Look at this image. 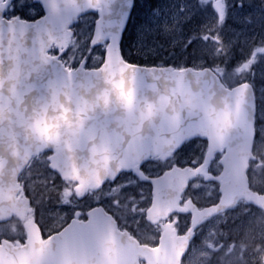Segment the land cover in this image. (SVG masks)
<instances>
[{"label": "water", "instance_id": "95a60500", "mask_svg": "<svg viewBox=\"0 0 264 264\" xmlns=\"http://www.w3.org/2000/svg\"><path fill=\"white\" fill-rule=\"evenodd\" d=\"M34 1L44 15L26 22L1 19L7 3L0 0V222L26 210L27 199L16 197L17 179L45 151L52 152L49 169L78 181L80 189L133 171L152 184L147 218L167 205L166 217L195 170L175 167L147 178L139 165L150 156L167 157L196 136L208 142L206 161L225 152L219 201L199 211L192 228L239 199L264 209V195L249 189L247 176L255 136L249 83L227 87L209 68L127 63L120 43L133 0ZM89 12L97 13L90 45L109 38L103 62L96 69H68L47 52L66 48L69 27ZM25 227L24 245L1 240L0 264H180L192 234L177 236L167 223L155 247L141 245L101 207L46 241L34 223Z\"/></svg>", "mask_w": 264, "mask_h": 264}, {"label": "rangeland", "instance_id": "374dc122", "mask_svg": "<svg viewBox=\"0 0 264 264\" xmlns=\"http://www.w3.org/2000/svg\"><path fill=\"white\" fill-rule=\"evenodd\" d=\"M28 1L23 0L24 7H21V0H14L12 15L33 16L37 11L27 6ZM76 31L82 37L79 40L84 42L72 44L64 56L65 62L76 66L85 58L86 66H98L106 42L90 49L91 25L79 24ZM125 51L139 65L210 68L224 81H233L237 75L240 81L247 77L258 81L255 88L259 108L255 117L259 122L255 124L254 144L257 160L250 168V179L254 186L264 188V0H153V3L147 0L134 14ZM41 182L40 177L34 181L38 192L42 190ZM110 191L108 197L112 203L136 201L126 214V224L129 228H138L135 224L144 227L139 228L140 237L152 238V231L162 229L161 224L146 228L143 211L136 206L138 201L142 205L146 203L148 186L124 178V182L118 181ZM102 193L98 194L99 199ZM211 197L207 195L208 199ZM12 223L0 225V238L18 235L20 226ZM203 238L205 241L200 242L199 250L194 253L193 249L184 264H245V245L264 240V213L239 202L237 208L220 216Z\"/></svg>", "mask_w": 264, "mask_h": 264}, {"label": "flooded vegetation", "instance_id": "af4514ba", "mask_svg": "<svg viewBox=\"0 0 264 264\" xmlns=\"http://www.w3.org/2000/svg\"><path fill=\"white\" fill-rule=\"evenodd\" d=\"M7 14L10 15V12ZM187 145L189 146L188 149H186ZM206 150L207 142L205 140L193 138L184 143L181 148L171 153L165 159L151 158L139 166V171L150 178L161 176L164 172L173 167H189L194 170L202 168L201 172L196 173L193 178L188 180L186 188L180 195L177 207L169 211L166 217H162L164 216L162 211L168 208L167 205L161 209L159 208V212L155 211V214L149 216L153 222L148 221L150 219L147 218V212L152 205L151 195L145 198V204L142 205L140 201L137 202L136 206L141 207V210L144 212H141V215L144 216V220L148 224L146 228L156 227L158 224L162 226L161 230L152 231V238L140 237L139 228L144 227L139 224H135L138 228L130 227L132 230L129 228V224H126V222H128L126 214L130 212L132 205L136 202L134 199H130L127 203L118 204L112 203L111 199L108 197V194H111L110 190L112 186L117 184L118 181L124 182V178H132L131 181H133V183L137 182L140 186L146 184V186H149L151 194L150 183L143 181L133 172H126L121 173L115 181H105L99 188L86 192L84 191V193L79 196L75 193L74 185L71 186L67 184L64 186V183L59 181L55 174L48 172V154L40 156V158H34L30 168L20 177V183L24 187L23 193L29 198L32 207V212L26 215L24 220L27 221L30 218H34L40 228L41 235L43 238H46L63 228L72 218L76 217L81 221L86 220L87 211L91 210L93 207L102 206L103 209L115 219L120 230H128L140 243L150 246L157 245L162 230L167 223H170L177 236H186L190 230L192 231L188 250L181 261V264H184L185 261L192 256L193 249H195L194 253L199 250L200 242L203 241V236L207 231L212 229L214 222L221 215L218 214L210 218L199 219L197 225L192 228V220L198 215L199 211L218 202V177L222 168L220 163L221 153L214 154L209 162L205 164L204 158ZM203 164L205 165L203 166ZM42 170L47 171L51 179L48 176H44V181L41 183L42 190L35 193L33 189L38 190V188L32 187L31 183L34 181V178H36V173ZM100 192H103L101 199H99L98 195ZM141 194L144 195V190ZM208 194L212 195L211 199L207 198ZM202 198H206L207 201H201ZM24 240L25 236L23 232V235L17 237L14 241L24 243ZM262 241L259 242L258 246L254 245L253 242L246 244V248L243 250V253H245L244 256L246 260L252 261L253 259V262L249 264H260L262 262L264 257V248L260 247ZM249 251L253 254L252 258H250L252 254ZM260 251L263 253L260 254ZM218 260L221 261V258Z\"/></svg>", "mask_w": 264, "mask_h": 264}, {"label": "trees", "instance_id": "16d2710c", "mask_svg": "<svg viewBox=\"0 0 264 264\" xmlns=\"http://www.w3.org/2000/svg\"><path fill=\"white\" fill-rule=\"evenodd\" d=\"M146 1L147 0H134V10H133V13H132V17L131 18H133V16H134V14L139 10V8H140V6L142 5V4H144V3H146ZM149 2H151V3H153V0H149ZM133 21V20H132ZM132 23H130V25H131ZM130 28H131V26H129V28L127 29V31H126V33H127V35H128V33L130 32ZM123 42H124V40H123ZM123 55H124V52H123ZM124 57H125V59L126 60H128V61H130V62H133L132 60H131V58L130 57H127V56H125L124 55ZM235 79L232 81V79L231 80H228V81H225L228 85H233V84H235V83H238L239 81H240V76H238L237 75V77H234ZM242 80H250V77H247V78H242ZM257 108H258V105H257ZM258 120H256V123L258 124Z\"/></svg>", "mask_w": 264, "mask_h": 264}, {"label": "snow or ice", "instance_id": "6c2138e0", "mask_svg": "<svg viewBox=\"0 0 264 264\" xmlns=\"http://www.w3.org/2000/svg\"><path fill=\"white\" fill-rule=\"evenodd\" d=\"M20 6L24 7L23 0H21Z\"/></svg>", "mask_w": 264, "mask_h": 264}]
</instances>
